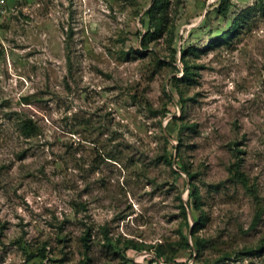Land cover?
I'll return each instance as SVG.
<instances>
[{"label":"rangeland","instance_id":"1","mask_svg":"<svg viewBox=\"0 0 264 264\" xmlns=\"http://www.w3.org/2000/svg\"><path fill=\"white\" fill-rule=\"evenodd\" d=\"M170 2L7 0L0 264H264V9Z\"/></svg>","mask_w":264,"mask_h":264},{"label":"trees","instance_id":"2","mask_svg":"<svg viewBox=\"0 0 264 264\" xmlns=\"http://www.w3.org/2000/svg\"><path fill=\"white\" fill-rule=\"evenodd\" d=\"M260 3V7L262 9H264V0H258ZM171 5L170 0H153V4L152 6L148 9L147 11V15L150 18V23L152 25V28H154V33L149 32L148 35H146L143 39V44L144 46L147 47V42L150 41L151 39H158L160 37H162V35L165 33V31H167L169 29V26L172 24L170 23V14H169V7ZM229 9H230V0H220V5H219V13L223 16L226 17L229 13ZM239 30H241V24H240V20L238 19L235 24L234 27L231 28V30L228 31V33H226L225 35H222L220 37V41H229L230 39H232L233 37L238 35ZM231 37L230 34H232ZM172 34V33H171ZM171 41H173V38H170ZM142 53V52H141ZM186 53V52H185ZM187 61L185 62L186 65ZM186 77L187 79H189L192 76V72L190 70V68L186 65ZM22 131L23 133L28 136H34L38 133V127L36 126V124L32 121V120H25L22 122L21 125ZM170 163H172V160H169ZM183 168V167H182ZM193 176V175H191ZM242 178L243 176L240 175ZM193 188H195L193 186ZM192 195L196 196L197 192L194 191L192 192ZM196 202V207H199L200 202L198 200L195 201ZM83 241V245L85 247L86 250L90 249V244H89V238L84 237L82 239ZM262 247L261 250H264V239L262 240L261 243ZM136 248L138 246L134 245ZM199 246H202L201 243H199ZM246 253H250L253 252V250L251 249L250 251H245ZM228 258V257H227ZM173 264H177V263H173Z\"/></svg>","mask_w":264,"mask_h":264},{"label":"built area","instance_id":"3","mask_svg":"<svg viewBox=\"0 0 264 264\" xmlns=\"http://www.w3.org/2000/svg\"><path fill=\"white\" fill-rule=\"evenodd\" d=\"M7 4V0H0V14L5 11Z\"/></svg>","mask_w":264,"mask_h":264}]
</instances>
